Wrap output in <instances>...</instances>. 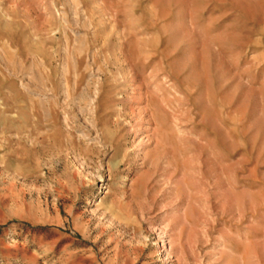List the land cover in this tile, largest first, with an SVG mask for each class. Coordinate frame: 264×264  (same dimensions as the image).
Listing matches in <instances>:
<instances>
[{
    "label": "rangeland",
    "instance_id": "rangeland-1",
    "mask_svg": "<svg viewBox=\"0 0 264 264\" xmlns=\"http://www.w3.org/2000/svg\"><path fill=\"white\" fill-rule=\"evenodd\" d=\"M0 264H264V0H0Z\"/></svg>",
    "mask_w": 264,
    "mask_h": 264
}]
</instances>
